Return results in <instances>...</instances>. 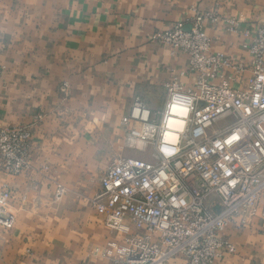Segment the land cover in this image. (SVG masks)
Segmentation results:
<instances>
[{
    "label": "crops",
    "instance_id": "1",
    "mask_svg": "<svg viewBox=\"0 0 264 264\" xmlns=\"http://www.w3.org/2000/svg\"><path fill=\"white\" fill-rule=\"evenodd\" d=\"M0 0V126H31L30 168L0 172L10 193L11 229L0 226V264H107L91 249L121 236L92 207L100 178L119 157L134 98L155 115L164 84L187 70L188 57L151 40L183 22L193 9L216 10L205 21L211 51L249 67L242 35L225 31L223 17L241 28L262 19L264 0ZM248 73L246 77L248 78ZM186 87L193 76L181 77ZM39 116V120L36 118ZM66 194L53 200L55 185ZM236 254L215 264H264V223L228 225L223 236Z\"/></svg>",
    "mask_w": 264,
    "mask_h": 264
},
{
    "label": "built area",
    "instance_id": "2",
    "mask_svg": "<svg viewBox=\"0 0 264 264\" xmlns=\"http://www.w3.org/2000/svg\"><path fill=\"white\" fill-rule=\"evenodd\" d=\"M219 19L216 10L193 9L188 29L178 22L151 35L186 54L188 67L164 84L160 112L154 115L136 97L121 120L123 147L132 156L107 167L91 199L106 227L121 236L91 249L107 264H215L236 254L222 237L228 225L252 218L264 223V12L242 28L236 18H221L226 32L246 39L241 45L249 67L211 51L204 23ZM186 76H193L192 87L181 83ZM30 137L31 126H0V172L16 176L30 168ZM65 194L56 184L53 200ZM9 198L4 187L0 226L7 230L14 224Z\"/></svg>",
    "mask_w": 264,
    "mask_h": 264
},
{
    "label": "clouds",
    "instance_id": "3",
    "mask_svg": "<svg viewBox=\"0 0 264 264\" xmlns=\"http://www.w3.org/2000/svg\"><path fill=\"white\" fill-rule=\"evenodd\" d=\"M175 111H178L180 115H184V110L183 109H174ZM176 127H181L180 125H176ZM238 137L236 136H233L231 139L232 140H236ZM166 140H171V142L175 143L176 142V138L175 137H165ZM165 152H168L169 150L168 149H164Z\"/></svg>",
    "mask_w": 264,
    "mask_h": 264
},
{
    "label": "rangeland",
    "instance_id": "4",
    "mask_svg": "<svg viewBox=\"0 0 264 264\" xmlns=\"http://www.w3.org/2000/svg\"><path fill=\"white\" fill-rule=\"evenodd\" d=\"M139 158H144V159H148L149 158V156H138Z\"/></svg>",
    "mask_w": 264,
    "mask_h": 264
},
{
    "label": "bare ground",
    "instance_id": "5",
    "mask_svg": "<svg viewBox=\"0 0 264 264\" xmlns=\"http://www.w3.org/2000/svg\"><path fill=\"white\" fill-rule=\"evenodd\" d=\"M173 121H171V124H172Z\"/></svg>",
    "mask_w": 264,
    "mask_h": 264
}]
</instances>
